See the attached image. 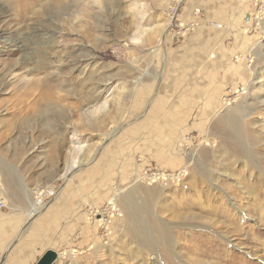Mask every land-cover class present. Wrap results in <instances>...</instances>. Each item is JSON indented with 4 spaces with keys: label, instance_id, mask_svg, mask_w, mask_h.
Segmentation results:
<instances>
[{
    "label": "rangeland",
    "instance_id": "obj_1",
    "mask_svg": "<svg viewBox=\"0 0 264 264\" xmlns=\"http://www.w3.org/2000/svg\"><path fill=\"white\" fill-rule=\"evenodd\" d=\"M261 15L264 0H0V195L54 193L15 232L0 214V264H264Z\"/></svg>",
    "mask_w": 264,
    "mask_h": 264
},
{
    "label": "bare ground",
    "instance_id": "obj_2",
    "mask_svg": "<svg viewBox=\"0 0 264 264\" xmlns=\"http://www.w3.org/2000/svg\"><path fill=\"white\" fill-rule=\"evenodd\" d=\"M73 1H76V0H72ZM92 1H97V0H92ZM175 1V5H177V3H180L181 0H174ZM82 4L84 3H87L88 0H81ZM175 7V6H174ZM262 17L259 18V25H264V15H261ZM252 20V17L251 15L249 14V19H248V22L246 23V25H249L250 22ZM169 22V21H168ZM155 31H157V28L155 26V29H153ZM152 30V31H153ZM154 32V31H153ZM160 32V31H159ZM158 34V33H157ZM160 37V36H159ZM252 51V50H251ZM252 53H255L257 55H260L258 50H253ZM106 107V101H104L102 104H98L95 108H92L94 110L97 111H102V109L104 110V108ZM107 108V107H106ZM91 108H88L85 112H89L90 110H92ZM94 110L92 112H94ZM83 145H79L78 146V149H76V151H73L75 152L73 157H71V161H69V163L66 165V167H64V169H62V171L59 173V177L61 178H64L65 180L68 179L71 174L79 167H81L83 165V162H84V156H81V153L83 152ZM46 190H50L48 188H45ZM151 189V188H150ZM153 190V189H152ZM123 190L121 189L118 193L122 192ZM54 194V193H53ZM38 196V194H37ZM116 196V197H115ZM115 196L112 198H109V201L111 202L110 204L114 205V210L115 211H120V208L117 209V207L115 206L117 203V194H115ZM123 201H125V207L127 208V215H128V218L130 219V222H131V225L136 227L134 228L138 234L140 233L142 236H148L147 239L143 240L145 243L147 242H150L151 241V238H150V234H148L147 232L148 231H151V229L149 228V226L147 224H145V221L144 219L142 218V216L138 213V212H135L132 208H131V205L129 203L132 202V200L130 201V197L129 196H123ZM42 207V201L40 199H36L35 202H31L30 203V208H29V211L27 213V216L28 218H31L33 215H35V211H38V209H40ZM126 212V210H125ZM133 228V227H132ZM135 231V232H136ZM153 232V231H152ZM137 234V233H136ZM148 244V243H147Z\"/></svg>",
    "mask_w": 264,
    "mask_h": 264
},
{
    "label": "crops",
    "instance_id": "obj_3",
    "mask_svg": "<svg viewBox=\"0 0 264 264\" xmlns=\"http://www.w3.org/2000/svg\"><path fill=\"white\" fill-rule=\"evenodd\" d=\"M37 185H35V187ZM16 188L18 190V193L22 196V200L24 199V203H22V201L18 203V200H13L10 207L8 206L7 209H5V207V210L2 209L3 211L0 212V214L6 215L7 218H10L8 219L7 224H9L8 228L14 230L13 232L18 230V228L20 229V227L23 225L25 209H27L30 205V198L28 197V187L26 186V184L22 180H18L16 181ZM26 226L27 224L23 227L19 235L25 232Z\"/></svg>",
    "mask_w": 264,
    "mask_h": 264
},
{
    "label": "built area",
    "instance_id": "obj_4",
    "mask_svg": "<svg viewBox=\"0 0 264 264\" xmlns=\"http://www.w3.org/2000/svg\"><path fill=\"white\" fill-rule=\"evenodd\" d=\"M33 192L35 194V196H34L35 200L37 198L44 200L43 197H45L46 195H49V196L53 195V191H51V190L48 191V190L43 189V188H36V189H34ZM37 194H38V196H37ZM5 207H6V203L4 201V198L0 195V210L4 209Z\"/></svg>",
    "mask_w": 264,
    "mask_h": 264
},
{
    "label": "water",
    "instance_id": "obj_5",
    "mask_svg": "<svg viewBox=\"0 0 264 264\" xmlns=\"http://www.w3.org/2000/svg\"><path fill=\"white\" fill-rule=\"evenodd\" d=\"M54 255V252L46 251L45 254L40 257L36 264H50L49 262L54 258Z\"/></svg>",
    "mask_w": 264,
    "mask_h": 264
}]
</instances>
